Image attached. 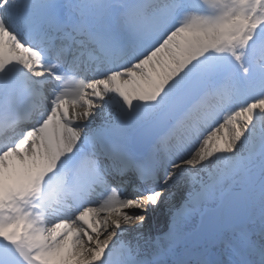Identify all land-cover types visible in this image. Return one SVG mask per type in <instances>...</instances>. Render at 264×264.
Segmentation results:
<instances>
[{"label": "snow or ice", "instance_id": "6c2138e0", "mask_svg": "<svg viewBox=\"0 0 264 264\" xmlns=\"http://www.w3.org/2000/svg\"><path fill=\"white\" fill-rule=\"evenodd\" d=\"M0 264H264V0H0Z\"/></svg>", "mask_w": 264, "mask_h": 264}, {"label": "bare ground", "instance_id": "6f19581e", "mask_svg": "<svg viewBox=\"0 0 264 264\" xmlns=\"http://www.w3.org/2000/svg\"><path fill=\"white\" fill-rule=\"evenodd\" d=\"M157 215H159V213H157Z\"/></svg>", "mask_w": 264, "mask_h": 264}]
</instances>
